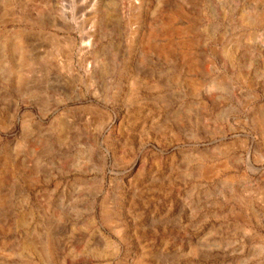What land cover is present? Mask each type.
Segmentation results:
<instances>
[{"label": "rangeland", "instance_id": "rangeland-1", "mask_svg": "<svg viewBox=\"0 0 264 264\" xmlns=\"http://www.w3.org/2000/svg\"><path fill=\"white\" fill-rule=\"evenodd\" d=\"M0 264H264V0H0Z\"/></svg>", "mask_w": 264, "mask_h": 264}]
</instances>
